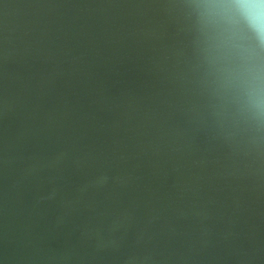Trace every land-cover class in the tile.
<instances>
[{
    "label": "water",
    "instance_id": "95a60500",
    "mask_svg": "<svg viewBox=\"0 0 264 264\" xmlns=\"http://www.w3.org/2000/svg\"><path fill=\"white\" fill-rule=\"evenodd\" d=\"M230 0H0V264H264V15Z\"/></svg>",
    "mask_w": 264,
    "mask_h": 264
},
{
    "label": "clouds",
    "instance_id": "9594fccd",
    "mask_svg": "<svg viewBox=\"0 0 264 264\" xmlns=\"http://www.w3.org/2000/svg\"><path fill=\"white\" fill-rule=\"evenodd\" d=\"M229 7L246 23L249 9L257 14L264 15V0H230ZM255 35L258 43L264 45V31L249 28Z\"/></svg>",
    "mask_w": 264,
    "mask_h": 264
},
{
    "label": "snow or ice",
    "instance_id": "6c2138e0",
    "mask_svg": "<svg viewBox=\"0 0 264 264\" xmlns=\"http://www.w3.org/2000/svg\"><path fill=\"white\" fill-rule=\"evenodd\" d=\"M250 12H252V10H251V9H249V13H250Z\"/></svg>",
    "mask_w": 264,
    "mask_h": 264
}]
</instances>
